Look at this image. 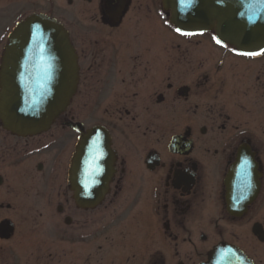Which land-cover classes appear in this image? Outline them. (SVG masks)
Wrapping results in <instances>:
<instances>
[{
    "label": "flooded vegetation",
    "instance_id": "obj_1",
    "mask_svg": "<svg viewBox=\"0 0 264 264\" xmlns=\"http://www.w3.org/2000/svg\"><path fill=\"white\" fill-rule=\"evenodd\" d=\"M170 14L161 0H0V63L42 15L78 67L46 131L0 123V264H204L219 246L264 264V49L177 31ZM94 126L107 191L84 209L68 170Z\"/></svg>",
    "mask_w": 264,
    "mask_h": 264
},
{
    "label": "water",
    "instance_id": "obj_2",
    "mask_svg": "<svg viewBox=\"0 0 264 264\" xmlns=\"http://www.w3.org/2000/svg\"><path fill=\"white\" fill-rule=\"evenodd\" d=\"M182 32L213 29L217 39L242 53L264 49V0H161ZM78 67L65 30L33 15L16 25L0 63V123L18 136L46 131L74 95ZM78 207L92 209L107 191L104 128L81 133L68 170ZM204 264H250L240 252L216 247Z\"/></svg>",
    "mask_w": 264,
    "mask_h": 264
},
{
    "label": "snow or ice",
    "instance_id": "obj_3",
    "mask_svg": "<svg viewBox=\"0 0 264 264\" xmlns=\"http://www.w3.org/2000/svg\"><path fill=\"white\" fill-rule=\"evenodd\" d=\"M179 31V29L177 30ZM219 43V41H217ZM249 55H255L256 53H248Z\"/></svg>",
    "mask_w": 264,
    "mask_h": 264
}]
</instances>
